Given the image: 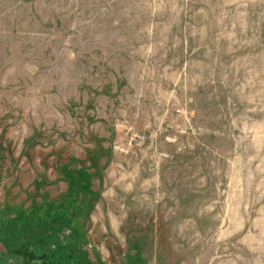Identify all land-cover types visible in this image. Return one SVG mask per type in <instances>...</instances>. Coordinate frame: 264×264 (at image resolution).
<instances>
[{"label":"rangeland","instance_id":"obj_1","mask_svg":"<svg viewBox=\"0 0 264 264\" xmlns=\"http://www.w3.org/2000/svg\"><path fill=\"white\" fill-rule=\"evenodd\" d=\"M0 264H264V0H0Z\"/></svg>","mask_w":264,"mask_h":264}]
</instances>
